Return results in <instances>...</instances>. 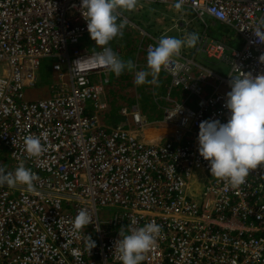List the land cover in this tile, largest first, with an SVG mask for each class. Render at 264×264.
Masks as SVG:
<instances>
[{
    "label": "built area",
    "instance_id": "obj_1",
    "mask_svg": "<svg viewBox=\"0 0 264 264\" xmlns=\"http://www.w3.org/2000/svg\"><path fill=\"white\" fill-rule=\"evenodd\" d=\"M80 4L0 0V150L11 164L6 172L23 162L38 176L31 190L0 186V264H122L116 230L130 234L152 221L161 231L141 264H264V167L232 188L211 176L197 141L200 122L230 117L224 104L231 77L264 74V43L253 32L264 0H184L197 19L234 29L240 47L203 37L197 51L181 49L162 70L170 78L164 95L153 98L166 103L159 106L163 117L122 106L121 120L110 126L102 120L110 71L97 60L102 46L91 39ZM139 35L152 40L147 54L158 46L148 33ZM218 52L226 62L213 59ZM199 56L226 70H200ZM48 57L56 59L51 82L39 96L40 61ZM30 134L45 146L39 157L24 150ZM80 209L92 224L74 232Z\"/></svg>",
    "mask_w": 264,
    "mask_h": 264
},
{
    "label": "clouds",
    "instance_id": "obj_2",
    "mask_svg": "<svg viewBox=\"0 0 264 264\" xmlns=\"http://www.w3.org/2000/svg\"><path fill=\"white\" fill-rule=\"evenodd\" d=\"M183 3L184 0H177L174 8L185 9L182 8ZM138 4L139 0H81L80 11L91 39L96 45L102 46V51L97 56L98 62L117 76L125 70H129L131 74V70L135 69V76H131L137 86H142L156 83L160 72L168 68L173 57L180 55L182 47H196L199 35L195 32L188 33L184 39L162 36L157 40L158 46H150L147 54L145 47L152 40L137 33L148 42L143 48L147 54L148 70H141L143 65H135L131 60L121 59L114 49L108 47L114 38L123 34L122 30L126 24L131 23L121 14L134 11ZM120 18L123 20L117 23ZM253 32L257 42L264 43V19ZM149 36L157 39L155 35ZM259 62L264 64V54L260 55ZM149 76L151 80L148 79ZM229 87L231 90L226 94L224 107L229 110L230 117L226 123L211 119L200 122L197 141L199 155L209 163L211 176L225 181L232 188H237L245 183L250 170L257 169L258 166L264 167V74L253 76L243 72L241 78L231 77ZM175 96L181 95L176 92ZM181 111L180 104L170 118ZM23 145L29 158L39 157L45 151L40 136L30 134L24 137ZM37 180L38 176L26 168L23 162L14 172H6L4 167H0V186L24 185L31 190ZM90 224L91 215L86 209H80L72 228L74 232H79ZM160 231L161 226L155 221L144 227L129 229L130 234L120 230L114 250L119 254L122 264H141L144 253L152 246ZM87 238L91 250L96 244L90 235Z\"/></svg>",
    "mask_w": 264,
    "mask_h": 264
},
{
    "label": "rangeland",
    "instance_id": "obj_3",
    "mask_svg": "<svg viewBox=\"0 0 264 264\" xmlns=\"http://www.w3.org/2000/svg\"><path fill=\"white\" fill-rule=\"evenodd\" d=\"M182 10L183 9L176 10L174 8V5H157L142 3L139 1V4L134 11H125L121 14L124 19L131 21L133 25L131 23H127L125 28L122 30L123 34L114 38L108 46L114 49L115 44H120L122 46V49L124 50H128L129 47V54L118 55L125 61H132L135 56L134 50H137L139 48V46L136 47L135 45L138 42L137 33H141V31L138 29L140 28L143 33H148V35H151V33H153L158 41L162 36H171L184 39L186 38L188 33L195 32L199 35L198 42L203 37H209L216 41L224 42L229 48H237L238 43L240 42V38L238 37V35L236 34L237 32L234 29L228 26L220 25L216 22L213 23L207 17H205V19L201 21L194 16L192 17L190 13L183 12ZM121 20L123 19H118L117 23H120ZM135 26L138 28H136ZM185 48H187L188 50H186ZM182 51H186L187 54H190L192 51H197V49L196 47H182ZM194 54L197 56L199 55L196 53ZM55 60V58L48 57L40 61L38 71L40 79L39 83L36 85L37 88H40L42 86H49L52 77V64ZM211 62L213 63V65L211 64L212 67H220L222 71L226 70V68L223 66V63L215 64L216 62ZM142 65L143 68L141 70L147 71V54L145 52L142 57ZM128 71L129 70H125L121 73V75L127 73ZM131 74L133 75L132 72ZM108 76L112 79L114 73L109 72ZM131 78L134 82V77L131 76ZM148 79L151 80V77L149 76ZM169 81L170 78L168 77V75L161 71L156 83L144 84L142 86H137L134 83V86L130 91L124 90L123 92H118L113 96L111 101L113 113L117 114V111H119L122 106L138 105L143 113L149 114L150 119H161L163 117V111L159 108V106H166V103L162 101H158L156 103L153 98L164 95ZM112 84L115 83L112 82ZM116 84L118 88H123L120 83L116 82ZM178 94H180L181 96L175 98L181 99L182 93L177 92V95ZM28 97L30 98L31 96L28 95ZM110 112L111 111L109 110L108 113ZM103 120L105 125L110 126L112 125L113 121L121 120V117L120 115H117L113 119L104 116ZM159 135L161 136L162 133H159ZM158 139L163 140L160 137ZM2 161H4V168H9L11 166L8 156H5L4 152L0 150V163H2Z\"/></svg>",
    "mask_w": 264,
    "mask_h": 264
},
{
    "label": "crops",
    "instance_id": "obj_4",
    "mask_svg": "<svg viewBox=\"0 0 264 264\" xmlns=\"http://www.w3.org/2000/svg\"><path fill=\"white\" fill-rule=\"evenodd\" d=\"M183 12H187V13H190L191 15L193 14L192 12H190V11H187L186 9H183L182 10ZM192 17H193V15H192ZM214 23V22H213ZM152 35H154L153 33H151ZM146 43H148L145 39H143L142 37H140L139 35H138V42L136 43V47L137 46H139V48L137 49V50H134V53H135V56H134V59L132 60V62L135 64V65H140V66H142V57H143V54H144V50H143V48H144V46L146 45ZM238 43V42H237ZM117 45V46H116ZM120 44H115V47H114V51L117 53V54H121V55H126V54H129L128 53V51H130L129 50V47H128V50H124V49H122V46H121V49H120V46H119ZM240 45V43H238V46ZM237 46V47H238ZM111 79V78H110ZM111 81L113 82V83H116V77L115 76H113V78L111 79ZM44 87V88H43ZM46 87H48V86H42V87H40L38 90H39V96H46L47 95V92L45 91L46 90ZM43 88V89H42ZM132 89V88H131ZM123 92V91H122ZM144 95V94H143ZM107 100H108V105H109V107H108V110L105 112V113H103V115H102V118L105 116V115H109L112 111H111V103H110V101H109V97H108V92H107ZM109 110L111 111L110 113H108L109 112ZM117 113H119V111H117ZM113 115H115L114 113H113ZM112 118V117H111ZM116 121V120H115ZM103 122H104V120H103ZM114 122V121H113Z\"/></svg>",
    "mask_w": 264,
    "mask_h": 264
},
{
    "label": "trees",
    "instance_id": "obj_5",
    "mask_svg": "<svg viewBox=\"0 0 264 264\" xmlns=\"http://www.w3.org/2000/svg\"><path fill=\"white\" fill-rule=\"evenodd\" d=\"M220 25H222V24H220ZM120 49H121V46H120ZM114 76L116 77V82L120 83L123 86V88L122 89L118 88L116 86L117 85L116 83L112 84L109 87V89H108V97H109L110 103L112 101L113 96L116 95L118 92H122L124 90L130 91L131 88L134 86V82H133V80L131 78V74L129 72L124 73L123 75L120 74L119 76L114 74ZM111 111H112V106H111ZM112 114H113V111L109 115H105V116H107V118H111L112 117L114 119L117 115H119V113H117L115 115H112ZM0 166L3 167V163H0Z\"/></svg>",
    "mask_w": 264,
    "mask_h": 264
},
{
    "label": "bare ground",
    "instance_id": "obj_6",
    "mask_svg": "<svg viewBox=\"0 0 264 264\" xmlns=\"http://www.w3.org/2000/svg\"><path fill=\"white\" fill-rule=\"evenodd\" d=\"M237 35H238V37L240 38V42L239 43H241V41H242V38L240 37V35L238 34V33H236ZM219 43H222V44H224V45H226L224 42H221V41H218ZM240 47V45L237 47V48H239ZM220 52H218L214 57H213V59H217V58H219V60H221V61H223V62H226V58H224V57H219L220 56V54H219ZM211 61H214L215 62V60H211V59H206L204 56H199L198 57V63L200 64V70H204V68H208V69H212L213 67L211 66V64L213 65V63L211 62ZM219 63H221V62H219ZM150 133H155V131L154 130H151V129H148L147 130V134H149V135H151ZM159 133H161V132H158V136H160L159 135ZM159 137H156V139H158ZM159 140V139H158ZM120 230H123L122 228H118L117 230H116V236H117V238H119V232H120Z\"/></svg>",
    "mask_w": 264,
    "mask_h": 264
}]
</instances>
